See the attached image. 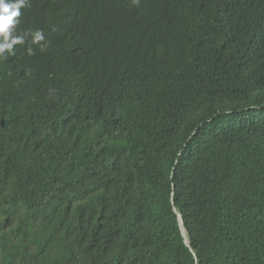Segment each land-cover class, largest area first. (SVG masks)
Here are the masks:
<instances>
[{"label":"trees","instance_id":"1","mask_svg":"<svg viewBox=\"0 0 264 264\" xmlns=\"http://www.w3.org/2000/svg\"><path fill=\"white\" fill-rule=\"evenodd\" d=\"M29 2L0 264H264V0Z\"/></svg>","mask_w":264,"mask_h":264},{"label":"clouds","instance_id":"2","mask_svg":"<svg viewBox=\"0 0 264 264\" xmlns=\"http://www.w3.org/2000/svg\"><path fill=\"white\" fill-rule=\"evenodd\" d=\"M29 6V0H0V57H4L5 53L13 55L16 45L25 44V36L14 35V31L20 23L21 9ZM27 35L31 37L33 45L44 40L41 30L29 32ZM45 47L46 45H40V50L43 51ZM26 51L29 56L35 54L31 46Z\"/></svg>","mask_w":264,"mask_h":264},{"label":"water","instance_id":"3","mask_svg":"<svg viewBox=\"0 0 264 264\" xmlns=\"http://www.w3.org/2000/svg\"><path fill=\"white\" fill-rule=\"evenodd\" d=\"M173 211L178 215V225H179V229H180V232H181V235L183 236L184 238V242L187 246H189L188 244V240L186 238V233H185V230H184V227H183V223H182V220L180 218V214L179 212L176 211V209L173 207Z\"/></svg>","mask_w":264,"mask_h":264},{"label":"bare ground","instance_id":"4","mask_svg":"<svg viewBox=\"0 0 264 264\" xmlns=\"http://www.w3.org/2000/svg\"><path fill=\"white\" fill-rule=\"evenodd\" d=\"M185 233H186V231H185ZM186 238H187V234H186ZM188 240V239H187ZM189 244V243H188Z\"/></svg>","mask_w":264,"mask_h":264}]
</instances>
